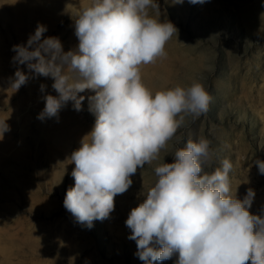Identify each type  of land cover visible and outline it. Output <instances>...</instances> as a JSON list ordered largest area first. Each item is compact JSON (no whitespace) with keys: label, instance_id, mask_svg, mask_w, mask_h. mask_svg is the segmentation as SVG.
Returning a JSON list of instances; mask_svg holds the SVG:
<instances>
[{"label":"rangeland","instance_id":"obj_1","mask_svg":"<svg viewBox=\"0 0 264 264\" xmlns=\"http://www.w3.org/2000/svg\"><path fill=\"white\" fill-rule=\"evenodd\" d=\"M156 2L160 12L149 9V15L173 23L178 32L166 43L165 57L141 67L142 82L153 95L200 83L212 100L207 113L185 117L161 159L138 168L129 189L114 198L109 218L89 229L63 202L75 185L71 155L90 140L95 124L88 100L95 92L79 93L82 110L70 101L58 122L37 119L43 97L58 95L54 80L14 63L12 48L26 44L39 23L47 27L42 39L58 37L64 52L77 50L75 20L93 0H0V121L10 128L0 139V264H144L125 221L158 179L155 167L174 162V152L189 139H206L215 151V164L206 171L225 158L232 162L231 194L243 201L254 190L248 210L264 216V175L255 164L264 161V0ZM17 68L28 80L15 90ZM176 259L174 254L153 264Z\"/></svg>","mask_w":264,"mask_h":264},{"label":"clouds","instance_id":"obj_2","mask_svg":"<svg viewBox=\"0 0 264 264\" xmlns=\"http://www.w3.org/2000/svg\"><path fill=\"white\" fill-rule=\"evenodd\" d=\"M149 9L160 12L156 0H93L75 20L77 50L64 52L58 37L42 39L47 27L39 23L26 44L12 48L14 63L54 80L58 95L43 97L37 119L58 122L68 102L82 110L85 97L79 93L95 92L88 97L95 124L86 136L90 140L83 139L71 155L75 185L63 202L89 229L109 218L114 198L129 189L138 168L161 159L185 117L207 113L212 100L200 83L154 95L144 85L141 67L165 57L166 43L178 32L173 23L150 16ZM14 77L15 90L28 80L20 68ZM45 87L40 86L42 92ZM7 131L0 121V139ZM173 157L174 162L155 167L158 179L125 221L139 260L153 264L177 254L175 264H264V216L248 210L254 190L248 189L243 201L231 194L232 162L225 158L221 167L206 171L215 164V151L203 138L189 139ZM255 164L264 175V161Z\"/></svg>","mask_w":264,"mask_h":264}]
</instances>
